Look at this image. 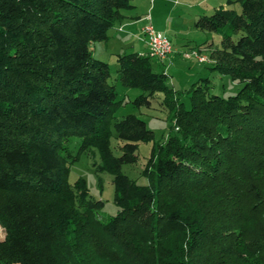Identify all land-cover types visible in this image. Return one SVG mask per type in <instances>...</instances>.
Listing matches in <instances>:
<instances>
[{
  "label": "trees",
  "instance_id": "1",
  "mask_svg": "<svg viewBox=\"0 0 264 264\" xmlns=\"http://www.w3.org/2000/svg\"><path fill=\"white\" fill-rule=\"evenodd\" d=\"M135 9V0H0L1 264H264V0H226L195 20L220 35L194 45L242 84L235 94L198 77L186 107L156 69L163 61L116 54L120 83L139 90L132 102L165 107L161 140L143 118L114 116L122 102L109 65L90 48ZM76 139L112 176L115 214L98 217L102 200L82 177L68 181ZM140 142L152 143L146 183L122 172Z\"/></svg>",
  "mask_w": 264,
  "mask_h": 264
},
{
  "label": "rangeland",
  "instance_id": "2",
  "mask_svg": "<svg viewBox=\"0 0 264 264\" xmlns=\"http://www.w3.org/2000/svg\"><path fill=\"white\" fill-rule=\"evenodd\" d=\"M136 2L137 0H135V4ZM153 4L154 9H151ZM141 6H143L144 10L149 11L153 19L151 21L150 15L147 14L143 21L139 23L141 24L140 32L142 35L140 38L144 40L141 29L146 23L152 24L155 29L169 37L172 43V52L166 61L159 62L160 65L155 61V65L156 69L163 70L168 74V84L183 92L179 98L184 102L186 107L189 106V98L185 91L188 89L189 84L198 77H208L210 91L213 93L228 96L238 91L242 84L231 80L227 75L220 74L211 69L213 61L208 58L209 50L200 53L194 45V43L201 41H207L208 44L212 43L213 45L219 44L220 35L214 31L198 28L195 25V20L200 15L211 14L219 6H226V0H142ZM137 16L138 14L133 10L129 17L118 21L114 26L119 25L118 29L122 30L125 23L137 20ZM129 28L126 27V29ZM112 29H109V33ZM113 33L114 40H109L107 43L106 40L95 41L91 44L90 48L95 57L101 58L108 63L109 82L116 86L118 99H121L122 105L114 112V116L120 118L126 114H135L146 121L147 126L154 131L156 140L164 139L167 132L171 130V122H169L165 107L154 99H151L148 107L142 104L143 101H140V105H135L132 99L138 95L139 90L134 88L129 89L119 81L115 53L133 51V49H136L134 45L137 43V39L131 37L129 34ZM173 46L176 48V51ZM192 51H195L205 59L203 61L197 60L196 57L191 55ZM140 54H149L148 49L146 52ZM153 58L157 59L156 57ZM113 134L115 135L114 130ZM119 144L120 142L113 137L111 145L115 155H119L120 153ZM151 144V142H140L136 152L137 161L133 164H124L122 166V172L130 178L135 179L138 183H146V178L141 173L145 168V161L148 157ZM70 148L73 156L77 159L70 164L68 181L73 183L77 178L82 177L86 182L89 193L94 198L102 200L103 206L98 213V217L102 218L115 214L117 206L113 199L114 186L111 181L112 176L108 172L97 171L101 165L97 152L93 149L79 152L77 139L71 143ZM97 176L102 180L101 187L97 184ZM3 236V229L0 227V239Z\"/></svg>",
  "mask_w": 264,
  "mask_h": 264
},
{
  "label": "built area",
  "instance_id": "3",
  "mask_svg": "<svg viewBox=\"0 0 264 264\" xmlns=\"http://www.w3.org/2000/svg\"><path fill=\"white\" fill-rule=\"evenodd\" d=\"M141 30L144 35V41L147 45L149 55L156 57L161 61H166L172 52V43L169 37L163 32L155 29L150 23L143 25ZM191 55L196 57L199 61L205 59L195 51H192Z\"/></svg>",
  "mask_w": 264,
  "mask_h": 264
},
{
  "label": "crops",
  "instance_id": "4",
  "mask_svg": "<svg viewBox=\"0 0 264 264\" xmlns=\"http://www.w3.org/2000/svg\"><path fill=\"white\" fill-rule=\"evenodd\" d=\"M141 3H142V0H137V2H136V9L134 10L138 14V16H140V18L137 19V20H135V21H132L131 20L132 22L125 23V25H123V27H122V30H119L118 29L119 28L118 27L119 25L113 26L112 27L113 28L112 31L110 33L108 31V38L106 40V43L109 40H114V36H113L114 33L113 32H115V33L119 32V33H123V34H129L131 37H134V38L137 39V43L134 45V47L136 49H133V50H136L139 53H144V52L147 51V48H146V45H145L144 40H142L140 38L142 35H141V32H140V27H141L140 25L141 24H139V23L143 21L144 17L147 14L150 15V20L151 21L153 19V16L149 13V11L144 10V8H142L143 6H141ZM151 9H154V4H153V6H152ZM126 27H130V28L129 29H126ZM190 44H192V43H190ZM131 46L133 47V45H131ZM174 50L176 51V48L175 47H174ZM116 54H118V52L115 53V56H116Z\"/></svg>",
  "mask_w": 264,
  "mask_h": 264
}]
</instances>
